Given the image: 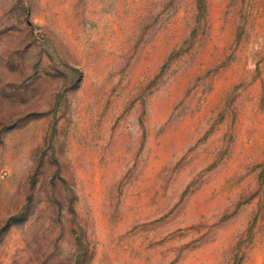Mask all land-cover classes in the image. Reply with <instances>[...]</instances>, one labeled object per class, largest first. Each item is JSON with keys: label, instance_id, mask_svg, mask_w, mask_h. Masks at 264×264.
Masks as SVG:
<instances>
[{"label": "rangeland", "instance_id": "rangeland-1", "mask_svg": "<svg viewBox=\"0 0 264 264\" xmlns=\"http://www.w3.org/2000/svg\"><path fill=\"white\" fill-rule=\"evenodd\" d=\"M0 264H264V0H0Z\"/></svg>", "mask_w": 264, "mask_h": 264}]
</instances>
